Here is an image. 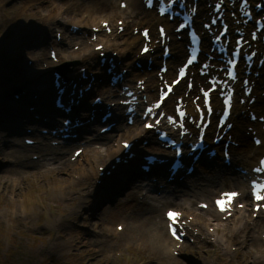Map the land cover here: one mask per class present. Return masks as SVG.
<instances>
[{
    "label": "bare ground",
    "instance_id": "1",
    "mask_svg": "<svg viewBox=\"0 0 264 264\" xmlns=\"http://www.w3.org/2000/svg\"><path fill=\"white\" fill-rule=\"evenodd\" d=\"M18 2L22 4V10L26 11V13L24 12L15 18L4 19V21L0 18V22L4 23L13 21L18 23L16 27L17 29L15 28L18 33L28 28L27 23L29 21L35 20L43 24H48V33H46L48 40L45 39V36L39 34L37 35V41L32 43V45H43L49 48V50L61 46L60 43L49 40L50 33L56 28L62 30V33H64L63 35L67 36V39L71 41L69 44L75 43L74 45H79L81 44V41H83L85 44V55L70 50L71 46L68 44L66 49L58 50V53L55 54V61L60 64L66 61L77 60L76 64L79 65L77 69H84L86 73L95 76L94 89H91V92L101 98V105L90 107V104H88V109L86 111L88 112L93 109L95 115H98L99 111L103 110L107 104L110 105V103L113 102L115 105L110 108V111L114 112V117L110 121H117L118 124L110 134L99 136L98 131L103 126H99V128L94 131L99 124L94 120V123H92V126L89 128L92 133L88 136L82 137L79 141H71V147L75 146L76 149H89V155L82 159V163L72 168L73 164L71 163V160L68 159L67 153H59L58 148L50 147L46 137H42L38 134L35 135L34 138L29 136H24L22 138L21 132L25 127L29 128L37 126L41 127L40 129H45V127L42 128V125L50 124L54 127L55 123H53L52 116H65L62 112L50 107L49 101L55 99L56 91L52 84L49 85L44 81L45 83L42 84L44 86L40 87L39 90H26L23 94H19L17 99H14L13 97L9 99L10 103L6 104L4 107L7 111H4L3 105H0V125L3 124L2 126L6 127L9 123L7 128H0L3 130L2 133H0V159H5L8 164V167L0 173L15 177V179L12 180V183L14 184L19 179H23L27 170L36 168H46L48 170L58 169V173H61L62 170L67 168L70 176V180H68L69 182L62 179H55L49 184L50 187L47 186L46 189L51 191L59 189L62 191L64 190V181L66 189L70 188V190L63 193L65 197H68L70 194H74L76 197L84 196L85 194V199L91 198L94 200H97L99 195L107 198V195H116L125 189V186L130 182L129 184L131 186L128 185L129 192L127 198H125V200L119 205L125 206L129 201H132V203H134L135 206H138V208H136V210L132 209L131 212L121 214V216H125L124 220L134 221L129 225H125L126 230H132L139 235L144 234V236L150 237V239L153 238V246L172 263H175V260L171 257L170 251L175 247L176 243L167 236L166 222L163 218V213L161 214V212H164L165 209L171 208V205L178 206L180 209L179 211H181L191 209L199 203H206L208 204L205 211L207 218L200 223L193 219V223L191 224L200 226L202 230H205L206 227H213V234L216 237L215 242L224 247L226 252L229 253V245L236 244L237 238L240 237L243 232L247 231V227L251 223L248 217L250 198L245 191V185L241 182V177L232 171V169H228L214 159L208 162L207 165H204L203 163L201 164V162L196 164L195 170H197V176L186 184L182 183L179 187L176 186L172 189V186L174 185L170 184L165 185L163 188H158L159 185L163 184L161 182L155 184L151 182L148 184L147 174L139 171L137 166L142 162L141 154L157 155L158 151L157 148L153 146L141 147L139 143L141 140H148L150 143V141H153L154 135L152 132L147 133L142 128H138V121L135 120L131 126H124L122 122L123 116L117 114L119 107L116 105L115 100L111 98L120 94L122 86L135 90L134 82L142 80L144 82V90L141 94L146 97V100L154 101V90L161 85L156 76L158 71L156 70L153 72L152 70L147 71L145 69L142 71L137 69L134 70L132 64L134 61L145 60L149 57L153 60L152 66L160 64V58H158V55L161 53V48L158 44H154L152 40L156 38L155 31L157 25L163 24L168 33L166 18L155 17L153 11H146L143 8V4L138 0H18ZM121 2H125V9L119 7ZM206 2H212V0L197 1L196 20L203 16L204 13L210 11V8H206ZM256 2H258V0H249L251 5ZM236 6L237 4H234V7ZM33 8L34 10H32ZM31 10L36 15L37 13L40 14L39 16L41 18L38 17L37 19H32L33 15L28 13V11ZM117 21L122 22V32L120 33L117 31ZM104 22H107V27L110 30L109 34L105 32L104 28H102V23ZM67 24L77 27L78 32L75 34L72 32H65ZM141 26H143V28H148L149 37L151 38V52L143 57L138 55L143 40L139 34L133 35V30H137ZM169 36L170 39L168 45L170 47L171 56L166 62L167 71L163 76L164 79H167L170 74H172V70L175 69L182 56L185 55V50L183 49V46L186 43L185 40L181 39L178 41L175 39V36ZM93 37L96 44L91 41ZM27 41L29 42L31 40L27 39ZM97 45H102L101 51H94V49L90 48ZM263 47L259 42L256 43L258 53L264 57ZM12 52H14V50ZM100 52H103L110 57L111 53H116L113 62H119L121 68L128 69L129 73L120 85L109 87L108 83H106L105 86L102 87L101 83H105L108 76L105 74L106 64L103 67H100L98 64V54ZM24 55L31 56L34 54L26 51ZM53 64H55L53 60L43 57L39 61H32V64L25 67H28L29 70L40 69L39 72L43 73V77L50 76L52 78V73L55 71V69H51V67L54 66ZM8 67L9 68L6 71L7 74H3L2 76L7 77V75H14L19 70H23L21 67L20 69L14 67L11 63H9ZM66 67L69 70L73 69L70 63L66 64ZM77 69H73L74 73L71 77L73 83H76L78 86L79 84L85 83V81L79 78L80 72ZM263 70L264 64L262 68L258 70V73H262ZM67 77L69 76L67 75ZM98 80H100V83ZM251 80L254 82L252 96L256 97V101L250 106L244 104L243 106H237L235 108L234 117L231 119L233 124L232 129L226 134L231 136V141L239 145L238 148L230 147V153L232 156V165L240 167L241 169H246L247 167L254 165L257 158L264 154V131L260 129L261 125L257 122H249L247 118H243L240 114L241 111H251L258 114V116L264 117V98L259 96L260 93H264L263 79L259 75L257 78ZM182 82L183 81H180L176 87ZM260 87L262 88L260 89ZM183 88L185 89V85ZM70 90V88L66 89L68 93ZM91 95L92 94L90 93L86 94L82 101H85V99L88 101ZM179 95L180 94H178L177 97H179ZM189 95H191V93H189ZM69 97L72 96H68V98ZM177 97H174L173 99L168 97L163 105V110L166 111L171 109L174 100ZM119 99L125 100L122 97ZM184 100H188V98H184ZM29 107H32L33 111L27 110ZM140 107L141 104L137 106V108ZM33 115H37L38 119L35 120ZM85 115L86 114H83V116ZM73 116L79 118L80 115L77 113L75 114L74 112ZM43 118L47 119L46 122H42ZM87 118L88 116L86 119ZM55 121H58V118H55ZM247 127H251L252 130L256 131V135L260 136L262 141L260 147L256 148L253 146L251 135L249 133L246 134ZM211 128H213V125H211L207 131L211 130ZM10 131L16 132V137L13 138V140L12 138H7V135H5ZM113 137H123L124 140L119 142L116 141L114 146H110L109 143ZM20 138H22V142L24 139L35 140L36 145L26 147L18 142ZM39 139H41V142L38 141ZM122 141L131 143V147L127 152H124L125 149L120 144ZM134 148L136 150H134ZM72 153L73 150L71 155ZM129 153H134L135 156L128 161L127 165H123L122 163L115 164L113 162L115 158L124 159ZM170 153V150L164 151L163 158H168ZM81 154L74 163L79 161ZM33 155L37 156L36 161L28 159ZM61 166L64 168H60ZM111 166H113V168H110ZM107 167L111 172V176L108 177L104 174L100 175L101 168H104L103 170H105ZM164 168V165L155 166L153 171H157L160 175L164 176ZM159 169L161 170L158 171ZM139 176L144 177V182L146 183L143 182L138 184L137 182H133L135 180L137 181V177ZM98 181L99 183H97ZM78 186L80 187L77 188ZM100 188L102 192L99 194L97 190ZM233 190L240 193V197L237 200L239 201L238 203L243 204V209L239 211L234 209L233 215L224 220V223H228V221L233 222V229L226 231L222 229L226 224H220L219 221L222 220V216L224 215L217 214L213 210L211 202L219 193ZM57 192L60 193V191ZM20 196L25 199L29 196V193H21ZM24 199H22V202H26ZM9 203L12 207L16 204L12 200H10ZM41 207H43L42 204ZM152 216H156L157 218L154 223L152 221ZM258 225L264 227L263 216L258 222ZM262 234L263 231L260 234V237ZM254 241L257 249H260L263 242L261 243L260 241V245L256 238Z\"/></svg>",
    "mask_w": 264,
    "mask_h": 264
},
{
    "label": "rangeland",
    "instance_id": "2",
    "mask_svg": "<svg viewBox=\"0 0 264 264\" xmlns=\"http://www.w3.org/2000/svg\"><path fill=\"white\" fill-rule=\"evenodd\" d=\"M32 10L28 11L33 15L32 19L41 18L40 14L36 12V15ZM24 12L26 13L22 10V4L18 0H0V18L3 21L4 19L15 18ZM17 25L18 23L13 21L0 22V82L4 80L0 83V92L15 85H23L28 87L26 88L28 90L37 91L44 86L42 85L45 83L44 81L49 85L51 83V77H43V73L39 72L40 69L29 70L28 67H25L32 64V61H39L43 57L49 59V48L43 45H32L37 41L39 34L48 40L46 33H48L49 25L35 20L29 21L27 23L28 28L19 33L15 30ZM70 26L67 24L65 32H70ZM63 34L62 30L56 28L49 35L51 41H55L57 35L62 38L61 46L52 50L55 54L58 53L59 49H66L71 42ZM27 39L31 41L28 42ZM93 43L96 44V41ZM74 44H69L70 50L85 55L84 42L81 41L79 45ZM90 48L93 49L94 47ZM13 50L14 52H12ZM26 51L34 55L25 56ZM182 59L183 56L180 61ZM9 63L18 69L21 67L23 70H19L14 75H7V77L2 76L7 74ZM69 63L75 64V66L72 65L74 66L73 69L79 67L76 64L77 60L53 65L54 67H65ZM157 66L158 64L153 66V72L156 71ZM65 68L68 71L73 70ZM38 73L42 80L36 85L31 80ZM170 77L173 75L170 74ZM183 86L184 81L175 89V96L170 98L173 99L181 94ZM155 95L156 90H154V98ZM92 97L93 95L89 97V100ZM8 103H10L9 100L6 103L0 102V105H3L4 108ZM3 110L7 111L6 108ZM2 125L0 128H7L9 123L6 127ZM138 127L141 128L139 123ZM85 130L88 131V129ZM9 133L5 134L6 137L13 140L16 137V132L10 131ZM21 139L18 141L20 144L23 143ZM121 140L124 138L113 137L109 145L114 146L116 141ZM74 148L75 146H64L59 152H66L68 159H70ZM134 150L136 149L134 148ZM82 152L79 161L72 162V168L81 164L82 159L89 155V149H83ZM28 159L30 160V158ZM6 167H8L7 161L0 159V172L4 171ZM60 168L64 167L61 166ZM57 170L46 168L27 170L23 179H19L14 184L12 180L15 177L0 173V264H264V244L261 245L262 242L260 243V234L264 227L258 225L261 216L253 219L250 210L248 217L251 223L248 225L247 231L237 238V243L229 245V253L215 242L213 227H206L205 230H202L200 226L192 224L194 228L187 240L179 247L180 249H176V247L171 249V257L175 260V263H172L153 246V238L150 239L144 234L139 235L132 230H126L125 225L134 221L124 220L125 216H121V214L138 208L132 201H129L125 206L119 205L127 198L130 182L125 186V189L116 195H107L108 198L99 195L102 199L99 197L97 200L85 199V194L80 197H76L74 194L65 197L63 193L70 188L66 189L64 181V190L62 191L46 189L55 179L69 182L68 169L65 168L61 173H58ZM195 175L197 176V173ZM191 180L188 179L185 183ZM133 182L139 184L140 179ZM57 191H60L61 194ZM97 192L100 194L101 188ZM21 193H29V196L25 199L21 198ZM22 199L26 202H22ZM10 200L16 203L14 207L10 205ZM238 204L240 205V203ZM170 207L180 210L175 205ZM235 209L241 210L238 206ZM181 212L188 221L194 219L200 223L207 218L205 211L198 210L196 206L181 210ZM152 217L153 223L156 222V216ZM219 221L220 224H226L222 229L226 231L233 229L232 221H228V223ZM116 226H122L123 230L117 232ZM196 233L199 234L195 237ZM255 238L258 244L262 246L260 249H257L255 245Z\"/></svg>",
    "mask_w": 264,
    "mask_h": 264
},
{
    "label": "snow or ice",
    "instance_id": "3",
    "mask_svg": "<svg viewBox=\"0 0 264 264\" xmlns=\"http://www.w3.org/2000/svg\"><path fill=\"white\" fill-rule=\"evenodd\" d=\"M246 2H247V0H246ZM178 30L179 29H177V31ZM160 33H161V36H163L164 33H165V30L163 28H161L160 29ZM144 35H145V37H147L148 36V32L145 31L144 32ZM143 51L144 52L149 51V48H148L147 45L144 46ZM194 59H195V57H193L192 59H189L188 60V64H191ZM206 67H207V65H206ZM181 75H183V72H181ZM245 83L247 84V82H245ZM207 95H208V93L205 92V97H207ZM224 103H225L226 106H230V99L229 100H225ZM156 107H160V105L157 104ZM149 112H151V109H149ZM225 112H227V107L225 108ZM180 115L183 116L184 113H180ZM169 119L171 121V118H169ZM156 123L158 124L159 121H157ZM145 127L151 128V127H153V125L152 124H145ZM256 142L259 143L260 141H256ZM128 146L129 145L127 143H125V147H128ZM176 155L177 156L180 155L179 149H177ZM261 164L264 165V160L261 161ZM255 171H257V172L264 171V167L257 168V169H255ZM254 189H255L254 190V198H255V200L256 201H262V200H264V195H261L260 194V189H264V184H259L258 183V184H256L254 186ZM237 195H238V193H235V192L224 193L223 196L226 197V199H219V200H217V202H216L217 203V206L219 207V209L221 211H228L229 210L228 206H230V204L232 202V199L235 198ZM204 207H206V206H204ZM260 207H261V205L257 204V210H259ZM168 216H169L170 221H172V223L169 224V228L172 231V234L174 236H176L177 235V230L174 227V224L176 223V221H177L178 217L180 216V214L179 213H175V212H169L168 213ZM177 239H179V236H177Z\"/></svg>",
    "mask_w": 264,
    "mask_h": 264
},
{
    "label": "water",
    "instance_id": "4",
    "mask_svg": "<svg viewBox=\"0 0 264 264\" xmlns=\"http://www.w3.org/2000/svg\"><path fill=\"white\" fill-rule=\"evenodd\" d=\"M22 88H23L22 86H17V87L11 88L10 90H8L6 92V95H12L14 93H17V92L21 91Z\"/></svg>",
    "mask_w": 264,
    "mask_h": 264
}]
</instances>
